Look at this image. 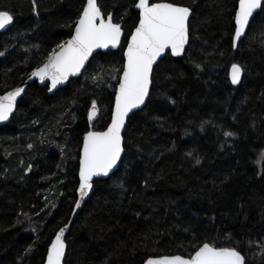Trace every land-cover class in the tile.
<instances>
[{"label": "trees", "instance_id": "1", "mask_svg": "<svg viewBox=\"0 0 264 264\" xmlns=\"http://www.w3.org/2000/svg\"><path fill=\"white\" fill-rule=\"evenodd\" d=\"M153 1L191 8L188 46L155 66L150 98L128 118L118 169L94 182L71 223L64 264H143L189 257L203 243L264 264V11L234 49L238 0ZM135 2L98 0L122 23L121 46L97 52L53 94L29 85L0 127V264H43L67 223L83 136L110 121L123 48L138 21ZM84 3L36 0L34 9L32 0H0L14 18L0 31V94L67 41ZM233 62L244 68L237 85L228 77ZM93 100L101 110L92 125Z\"/></svg>", "mask_w": 264, "mask_h": 264}, {"label": "snow or ice", "instance_id": "2", "mask_svg": "<svg viewBox=\"0 0 264 264\" xmlns=\"http://www.w3.org/2000/svg\"><path fill=\"white\" fill-rule=\"evenodd\" d=\"M32 3L35 9L36 0H32ZM134 7L139 12V22L124 51L125 59L115 92L111 122L105 131H88L83 137L79 157L81 198L93 188V177L108 176L121 160L125 151L122 131L126 127V118L134 109L145 105L150 98V89L154 83V65L158 59L166 50H170L173 57L182 56L185 45L189 43L192 13L189 7L171 2L152 3L150 0H136ZM258 9L264 11V0H239L234 16L235 31L232 41L234 49L238 47L250 18ZM13 19L8 11H0V29L11 24ZM122 34L121 24L113 22L111 13L105 18L97 0H87L75 22L74 33L67 41L59 44L57 46L59 51L53 50L46 62L35 68L29 78L36 77L42 82L45 79L50 80L51 91L69 76L77 75L85 69L89 57L96 49L119 47ZM2 55L4 53L0 52V56ZM243 72L242 65L238 63L231 65L230 79L233 85L241 82ZM23 91L24 89L17 88L0 96V121L9 118L14 110L16 98ZM97 113V102L93 100L88 120L91 122ZM225 135L231 136L233 133L226 132ZM261 160H264V153L261 154ZM76 207H80L79 202ZM63 236L64 229H61L48 249L46 264H61L65 254ZM145 264H246V257L236 248L215 247L203 243L188 258L181 255L149 258Z\"/></svg>", "mask_w": 264, "mask_h": 264}, {"label": "water", "instance_id": "3", "mask_svg": "<svg viewBox=\"0 0 264 264\" xmlns=\"http://www.w3.org/2000/svg\"><path fill=\"white\" fill-rule=\"evenodd\" d=\"M97 2H98V0H97ZM150 2L155 3V2H168V1H153V0H150ZM86 3H87V0H85L84 6L86 5ZM238 4H239V0H238V2H237L236 10H237V8H238ZM177 5H179V4H177ZM84 6H83V8H84ZM180 6H185V5H180ZM186 7H188V6H186ZM189 8H190V7H189ZM134 9H135V7H134ZM190 9H191V8H190ZM135 10L138 12L137 9H135ZM236 10H235V11H236ZM82 11H83V9H82ZM82 11H81V13H82ZM258 11H259V9H258L255 13H257ZM81 13H80V14H81ZM255 13H254V15H255ZM254 15H253V16H254ZM79 16H80V15H79ZM191 16H192V13H191ZM191 16H190V19H191ZM234 16H235V15H234ZM78 18H79V17H78ZM105 18H107V16H105ZM252 18H253V17H252ZM252 18H250V21H251ZM113 22H114V20H113ZM138 22H139V12H138V21H137L136 26L138 25ZM12 23H13V21H12ZM12 23L9 24V25H6L3 29H0V31H4V30L8 29V28L12 25ZM114 23H118V22H114ZM119 24H121V26H122V23L119 22ZM136 26H135V27H136ZM234 26H235V24H234ZM248 26H249V25H248ZM248 26H247L246 29H245V33H246V30H247ZM135 27L132 29V31L130 32L129 36L127 37L126 44H125V46H124V48H123V63H124V59H125V58H124V51L127 49L128 41L130 40L131 34H132V32L135 30ZM122 30H123V34H122V36H121L120 46H121V44H122V40H123V38H124V34H125V33H124V29H123V27H122ZM234 31H235V27H234ZM73 33H74V28H73L72 34H73ZM72 34H71V35H72ZM233 36H234V34H233ZM70 37H71V36H70ZM70 37H69V38H70ZM243 37H244V36H242L241 39H242ZM69 38H68V39H69ZM68 39H67V40H68ZM240 41H241V40H240ZM240 41L238 42V44L240 43ZM120 46H119V47H120ZM187 46H188V44L185 45V49H186ZM119 47H117V48H111V46H110L108 49H96V50L94 51L93 55H92L91 57H89V61H90V59H91V58H92L97 52H107V51H110V50H116V49H118ZM56 51H59V49L57 48ZM167 54H170V55H171V51H170V50H166L165 53L162 55V57L158 59L157 63H158L161 59H163ZM182 55H183V54H182ZM171 56H172V55H171ZM46 60H47V59H46ZM46 60H45L41 65H39V66H42V65L46 62ZM89 61H88V62H89ZM88 62L86 63L85 68H86ZM157 63L154 65V68H155V66L157 65ZM233 63H237V62H233ZM233 63H232V64H233ZM232 64H231V65H232ZM238 64H239V63H238ZM231 65H230L229 68H228V77H229L230 82H231V79H230ZM39 66H38V67H39ZM36 68H37V67H36ZM33 70H34V69H33ZM33 70L31 71V73L33 72ZM84 70H85V69H82L81 72H80L79 74H77V75L69 76L68 79H67L66 81H64L63 83L57 85V87H56L55 89H52L51 91H49V89L51 88V81H50V80L45 79V80L42 82L39 78H36V77H32V78L30 79V78H29V77L31 76V73H30L26 78H24L23 80H21L20 82H18V83H17L16 85H14L12 88H10V89H8L7 91H5V92H3V93L0 94V96H4V95H6L7 93L16 90L17 88H22V89H24V91L20 94V96H18V97L16 98V104H15L14 110H13V112L9 115V118H8L7 120H5V121H0V127H1L2 125H4V124L8 123V122L10 121L12 115L14 114V112H15V110H16L17 103H18L19 100L23 97V95L25 94L26 89H27V87H28L29 85H31V84H33V83H36V84L39 85V86H46L47 89H48V93H49V94H53V93L57 92L59 89L65 87V86L68 84V82H69V80H70L71 78H76V77L81 76L82 73L84 72ZM120 75H122V71H121ZM242 75H243V74H242ZM119 77H120V76H119ZM241 78H242V77H241ZM236 85H237V84H236ZM117 88H118V83H117V86H116V88H115V92H116V89H117ZM151 88H152V86H151ZM150 91H151V89H150ZM147 101H148V100H147ZM146 103H147V102H146ZM114 105H115V93H114V98H113L112 110H113V108H114ZM145 105H146V104H145ZM145 105H142L139 109H134L131 113H129V116L126 118V125H127L128 118H129L133 113H135V112H137V111L143 109V108L145 107ZM112 110H111V115H112ZM97 117H98V113H97V116L92 120V122H94V121L96 120ZM110 122H111V117H110V121H109V123H110ZM109 123H108V124H109ZM107 126H108V125H107ZM107 126H106L104 129H102V130L90 129V130H88V131H105L106 128H107ZM124 130H125V129H124ZM124 130L122 131V135H123V133H124ZM88 131H87V132H88ZM85 134H86V133H85ZM85 134H84V135H85ZM83 137H84V136H83ZM82 146H83V139H82L81 147H80V150H79V157H80V154H81ZM123 154H124V152L122 153V156H123ZM121 159H122V158H121ZM120 162H121V160L118 162L117 166L113 168V170L109 173L108 176H105V177H93V187H94V182H95L96 180H99V179H106V178H108L109 176H111V175H112V174L118 169V167H119V165H120ZM77 177H78V184H77L76 191H75V193H76V199H75V202H74V205H73V208H72V211H71L70 217H69L67 223H65L64 225H62V226H61V227L55 232V234H54V236L52 237V239H51V241H50V243H49V245H48V248H47V252H48V249H49V247L51 246L53 240H55V237H56L57 233H59V231H60L61 229H64V236L62 237V239L64 240V243H65V254H64V257H63V259H62L61 264H64V260H65V256H66V252H67V242H66V237H67V234H68V232H69V229H70L71 223H72L73 219L76 217V215H77V214L80 212V210L83 208L84 204L88 201V199L90 198V196H91V194H92V191H93V188H92L91 190L88 191V194H87L86 196H84L83 198H81V196H80V192H79V183H80V181H79V158H78ZM77 202H79V204H80V207H78V208L76 207ZM200 246H202V245H200ZM200 246H199V247H200ZM199 247H198V248H199ZM215 247H216V246H215ZM224 247H230V246H224ZM198 248H197V249H198ZM230 248H234V247H230ZM197 249H196V250H197ZM196 250H195V251H196ZM195 251H194V252H195ZM47 252H46V255H45V258H44L43 264H46V260H47ZM194 252H193L191 255H193ZM241 254H242V253H241ZM191 255H190V256H191ZM242 255H243V254H242ZM164 256H174V255H158V256H151V257H148L147 259H149V258H160V257H164ZM181 256H182V255H181ZM190 256H189V257H190ZM182 257H184V258H188V257H185V256H182ZM147 259H146V260H147ZM146 260L143 262V264H145Z\"/></svg>", "mask_w": 264, "mask_h": 264}, {"label": "rangeland", "instance_id": "4", "mask_svg": "<svg viewBox=\"0 0 264 264\" xmlns=\"http://www.w3.org/2000/svg\"><path fill=\"white\" fill-rule=\"evenodd\" d=\"M116 71H117V69H116ZM122 71V70H121ZM121 73V72H120ZM117 73L116 72H114V74H113V76H115ZM120 76V75H119ZM112 79L114 80V77H112ZM118 83V82H117ZM116 86H117V84H116ZM116 88V87H115ZM97 108H98V110L100 109L101 110V108H100V106H98L97 105ZM91 109V107L88 109V112H89V110ZM99 110V111H100ZM87 116H88V114H87ZM96 120H97V118H96ZM96 120L94 121V122H92L91 121V124L93 125L95 122H96ZM48 205V204H47Z\"/></svg>", "mask_w": 264, "mask_h": 264}]
</instances>
